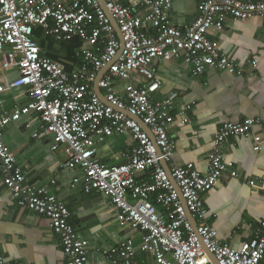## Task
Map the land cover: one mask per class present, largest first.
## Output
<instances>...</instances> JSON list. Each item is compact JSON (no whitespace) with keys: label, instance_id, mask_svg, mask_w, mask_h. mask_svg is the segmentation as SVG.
<instances>
[{"label":"built area","instance_id":"built-area-1","mask_svg":"<svg viewBox=\"0 0 264 264\" xmlns=\"http://www.w3.org/2000/svg\"><path fill=\"white\" fill-rule=\"evenodd\" d=\"M105 2L120 27L123 43L99 0H0V70L18 72L9 85L0 83V94L7 86H23L30 97L10 114L0 111L3 182L22 207L48 217L61 239L63 264H98L90 259L87 243L70 222L66 203L47 187L29 184L4 141V130L12 121L37 112L41 129L52 138V150L65 151L64 166L82 171L75 183L86 192L105 193L118 219L142 234L139 245L128 238L111 246L106 251L111 264H139L135 259L138 250L151 253L155 264H214L208 251L219 264H264V221L250 239L235 247L218 238L203 196L225 173L238 175L234 162L224 158L231 136L252 135L254 148L264 149V136L253 132L261 120L247 117L223 122L207 155L208 169L201 172L193 162H174L176 142L169 127L174 121L175 99L173 95L155 97L161 86L156 66L160 59H183L195 77L210 68L244 74V67L222 52L209 30L222 29L228 18H264V0H201L196 18L183 29L171 20L172 0H144V11L137 9L139 0L129 5L124 0ZM38 26L57 40L77 36L88 44L76 71L69 72L42 54L35 38ZM252 63L256 66L257 61ZM107 66L99 81L103 99L93 83ZM119 79L128 80L124 92L118 90ZM126 133L134 141L131 151L122 152L127 161L102 163L98 146L114 134ZM158 148L170 163L186 205L160 161ZM145 172L150 173L149 180L139 177ZM187 209L197 228L188 219ZM0 264L23 263L0 255Z\"/></svg>","mask_w":264,"mask_h":264},{"label":"crops","instance_id":"crops-1","mask_svg":"<svg viewBox=\"0 0 264 264\" xmlns=\"http://www.w3.org/2000/svg\"><path fill=\"white\" fill-rule=\"evenodd\" d=\"M132 1L124 0V3L129 5ZM139 1L137 9L144 11V0ZM172 1V22L186 28L196 18L201 0ZM209 37L219 42L222 52L244 67V74L210 68L195 77L191 66L181 58L156 61L161 86L155 97L173 95L175 99L174 121L169 127V134L176 142L174 162H193L201 172L208 169L207 155L223 122L258 117L261 123L254 126L253 132L264 136V18H228L222 29H210ZM35 38L42 54L69 72L78 69L82 63L81 52L88 46L77 36L57 40L39 26ZM253 60L257 61L256 66ZM17 75V69L0 70V83L9 85ZM117 83L118 90L124 92L128 80L119 79ZM29 99L25 87L7 86L0 94V111L10 114ZM187 105L191 107L182 115ZM40 125L37 112L22 115L5 128L4 141L15 153L27 182L47 187L69 207L70 222L87 243L90 259L98 264H111L106 251L128 238L139 245L141 232L118 219L105 193L96 189L86 192L80 183H75V177L82 176V171L64 166L65 151L52 150V138ZM133 144L129 134H114L98 146L97 157L109 165L126 162L122 152L131 151ZM254 144L252 135L231 136L224 158L234 162L238 175L225 173L203 195L208 219L218 238L235 247L250 239L264 221V149L258 151ZM2 177L0 172V255L23 264H63L61 239L53 232L48 217L22 207ZM139 177L149 180L150 173H141ZM251 180L255 181L254 185L250 184ZM135 259L139 264H155L151 253L140 250Z\"/></svg>","mask_w":264,"mask_h":264},{"label":"water","instance_id":"water-1","mask_svg":"<svg viewBox=\"0 0 264 264\" xmlns=\"http://www.w3.org/2000/svg\"><path fill=\"white\" fill-rule=\"evenodd\" d=\"M99 1H100V3H101L102 7H103V8L105 9V11L107 12V14H108V16H109V18H110V20H111V23L114 25V28H115V30H116V32H117V34H118V37L120 38L121 42L123 43V41H122V40H123V35H122L121 30H120V27H119L118 23L116 22V20L114 19V17L112 16V14L110 13L109 9L107 8V5H106L105 0H99ZM122 46H123V45H122ZM107 69H108V66L105 67L104 69H102V71L100 72L98 78L95 80V86H94L95 91H96L99 95L103 96L104 99H105V97H104V95H103V93H102V89L99 87V81H100V79L102 78V76L104 75V73L107 71ZM144 127H145L147 130H149V128H148L147 125H144ZM158 152H159V157H160L161 163H162V165L165 166V168L169 171L170 177L172 178V180H173V182H174V184H175V188H176L177 191L179 192L180 199H181L182 203H183L184 205H186V203H185V199L182 197V194H181L180 188L178 187V185H177L176 182L174 181V178L172 177V174H171V171H170L169 164L163 159V155H162V153H161L160 148H158ZM187 216H188V219L192 222L193 226H194L195 228H197L196 220H195V218L192 216L191 212H190L188 209H187ZM208 253H209V256H210L212 262H213L214 264H219V262H218V260L216 259L215 255H214L212 252H210V251H208Z\"/></svg>","mask_w":264,"mask_h":264},{"label":"rangeland","instance_id":"rangeland-1","mask_svg":"<svg viewBox=\"0 0 264 264\" xmlns=\"http://www.w3.org/2000/svg\"><path fill=\"white\" fill-rule=\"evenodd\" d=\"M63 149V148H62ZM64 151V150H63ZM65 153V152H64Z\"/></svg>","mask_w":264,"mask_h":264}]
</instances>
